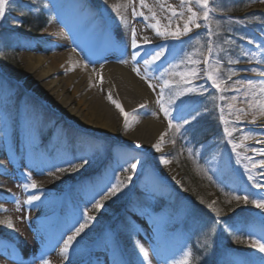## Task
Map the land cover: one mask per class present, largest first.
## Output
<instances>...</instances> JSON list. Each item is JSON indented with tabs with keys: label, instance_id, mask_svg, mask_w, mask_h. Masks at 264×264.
<instances>
[{
	"label": "rangeland",
	"instance_id": "obj_1",
	"mask_svg": "<svg viewBox=\"0 0 264 264\" xmlns=\"http://www.w3.org/2000/svg\"><path fill=\"white\" fill-rule=\"evenodd\" d=\"M146 2L154 5L156 0ZM166 2L177 6L180 0ZM213 2L217 11L210 14V27L214 32L211 37L212 53L209 55L206 51L207 28L200 31L193 28L188 35L171 38L164 43L170 53L145 72L143 59H132V53L136 50L113 51L112 28L104 13L105 0H100L101 9L95 0H9L5 15L0 18V33H4V40L0 39V54L6 45V36L19 29L23 16L31 12L39 14L48 18L49 25L36 37L16 39L21 43L20 60L24 75V79L18 83V89L0 72V221L11 219L13 222L12 228L0 223V264H41V258L50 264H173L188 250L192 251L191 264H261L264 253L250 247L251 238L248 235L250 231L254 234L264 231V224L258 217L260 210L248 204L244 206L249 213L244 214L240 212L217 217L208 206L203 207L208 219L201 211L196 213L191 196L181 191L182 175L173 158L176 144L182 143L186 151L191 149L192 155L196 156L199 170H204L207 175L210 173L219 185L235 194H242L245 188L250 192L257 191L248 179L247 168H251L252 160L257 163L263 160L253 151L262 149L254 144L261 132L249 122L252 113L246 103V95L251 98L252 93H246L245 89L249 80L257 90L264 81L259 75L264 72V48L258 47L264 45V14L253 11L264 7V3L260 0H210V3ZM45 4H48L47 8ZM118 5L128 7L129 34L131 36V29L135 27L138 39V25L147 21L139 16L134 18L132 7L146 14L147 10L140 9L138 0H132L131 6L129 0H123ZM154 10L161 18V26L168 27L169 21L165 17L170 13H161L158 6ZM126 13L125 17L128 16ZM120 20L121 17L116 18L117 23ZM180 21L172 18L170 26ZM52 24L62 28L71 42L63 51H74L83 65L93 68L94 59L101 64L111 59L139 68V76H147L148 83L154 86L151 90L155 102L163 84L159 77L171 64L180 65L175 69L178 72L195 69L199 73L191 79V83L182 85L194 91L181 98L183 107L191 102L184 114L191 119V115L199 112L197 119L184 125L180 132L168 126L165 132L166 144L170 149L168 160L177 172L173 181L160 173L149 153L142 147L137 148L135 141L126 138L128 129L137 123L134 120L136 113L130 115L127 129L119 113L121 118L115 119L119 122L115 133L99 134L72 122L59 103L55 105L41 97V84L37 82L36 74L28 71V56L52 57L61 52L52 39L43 36ZM118 38L117 35L116 40ZM249 40L253 43L249 44ZM146 49L148 46L144 45L139 51L144 52ZM198 52L204 55L196 54ZM187 55H192L201 63H181ZM205 56L209 59L208 64L202 62ZM230 60L239 62L229 63ZM217 62L219 71L216 74L224 81L222 88L225 89L219 92L207 78L210 72L216 71ZM230 72L235 75L228 79ZM66 76V73L60 72L52 79H64ZM164 79L170 80L173 87L180 81L179 76H167ZM95 85L106 99L109 93L114 97V93L99 84ZM22 86L27 87L20 91ZM168 92L169 89H165V99ZM233 97L236 99L233 100ZM117 102L121 104V101ZM229 104L233 105V113L243 108L249 114L241 115L240 121L236 122V115H229ZM221 109L224 119L228 121L227 127L235 129L231 137L224 134L226 125L220 119ZM149 116L155 120L164 116L157 103ZM206 117L209 121L218 120L220 133L204 143L200 142L198 150H193L192 143L185 136L186 130ZM245 135L251 138L242 140ZM102 137L111 138L113 146L110 147ZM241 142L244 147L233 151L232 143ZM98 155V167H102L96 181L69 179L73 173L70 162L78 164L85 159L93 162ZM136 162L139 163L135 171H125L130 163ZM61 167L66 171L59 172L57 169ZM251 170L257 182H263V169ZM28 175L36 181V189L25 190L22 187L23 183H30L26 180ZM117 181L124 182L125 186L115 196L103 200V206L96 210L93 200H102L98 193ZM33 194L40 196V199L31 205L25 203ZM210 199L212 205L218 202L217 190H211ZM17 200L19 203H16ZM109 205L119 206L120 210L112 212ZM163 205H166V209L156 213ZM85 211L94 219L73 242L68 258L64 259L61 256L63 242L72 234L73 228L84 221ZM240 214L249 215L250 218ZM138 217L146 221L149 228L148 233L143 235L145 247L139 241L143 231ZM210 217L214 220H210ZM225 222L238 227L240 231H225ZM236 235L247 242L242 243V246L237 245ZM140 246L148 252L147 261L139 251Z\"/></svg>",
	"mask_w": 264,
	"mask_h": 264
},
{
	"label": "bare ground",
	"instance_id": "obj_2",
	"mask_svg": "<svg viewBox=\"0 0 264 264\" xmlns=\"http://www.w3.org/2000/svg\"><path fill=\"white\" fill-rule=\"evenodd\" d=\"M122 1L106 0L104 13L109 19L113 39L116 40V36H119V44L122 43L120 48L124 44L126 50H135L131 46V36L129 34L130 12H128V7H121L120 14L113 10V6L120 4ZM260 10L264 12V7L260 8ZM124 12H127L128 16L125 17ZM121 15L128 21L127 24L123 23L122 20H120V23L116 22V18H120ZM149 23L147 21L138 25V43L142 44V37H147L151 42L147 45L149 49L172 40L171 38L165 40L157 36L153 29L147 26ZM151 23H154V21H151ZM183 23L184 21L182 20L178 24L168 26V30L175 31L178 26L182 30ZM200 23L202 27L198 30L205 28L203 26L204 21L201 20ZM43 36L50 40L52 39L58 51L61 52L52 57L37 56L33 58L31 55L28 56V71L34 72L37 82L41 84V97L46 102L59 103L66 111L65 113L68 114L69 119L85 129L99 134H114L116 125L119 123L115 119L121 118L119 117L120 111L114 104H111L109 99L100 94L95 84H99L104 89L114 93L113 99L121 101L122 107L126 112L137 114L134 117L137 123L128 129L126 138L141 145L152 156L160 173L167 180L173 181L177 172L168 160L170 149L166 144V136L161 142V151L158 152L153 147L154 144L160 141L161 134L166 132L168 123L164 116L160 120H155L149 116V112L156 108V102L153 91L148 87V81L137 75L130 65L115 62L111 59L107 60L105 64H101L100 61L94 59L92 62L93 68L89 65L85 67L78 54L74 51H63V49L69 47L71 42L66 38L64 30L57 24H52ZM142 46L144 45L142 44ZM118 48L115 50H118ZM140 53L142 57L144 52L140 51ZM166 57L167 55L162 60ZM151 69L152 67L148 70ZM60 72L66 73L67 76L64 79H52ZM260 77L264 80V75H260ZM69 91L72 94H69ZM141 104L145 105V107L140 108ZM190 106L191 102L186 104L184 109L187 110ZM255 125L257 126L256 129L261 132V136L254 144L264 149V143H257L258 140H264V116L257 119ZM161 158L168 160L169 163L167 165L161 163ZM260 158L264 160V156H260ZM260 215L261 213L259 212L258 217ZM137 220L143 231L139 241L145 247L143 235L148 233V224L142 218L138 217Z\"/></svg>",
	"mask_w": 264,
	"mask_h": 264
},
{
	"label": "snow or ice",
	"instance_id": "obj_3",
	"mask_svg": "<svg viewBox=\"0 0 264 264\" xmlns=\"http://www.w3.org/2000/svg\"><path fill=\"white\" fill-rule=\"evenodd\" d=\"M260 2L264 3V0H260ZM8 3H9V0H0V18L4 17L5 7ZM131 3H132V0H129V6H131ZM138 4H139L140 9L147 10V14L143 10L137 11L136 7H132V16L134 18L139 16V17H142L145 21H149L150 23L147 26L151 27L157 36L162 37L165 40H167L168 38L177 39L181 35L186 36L190 32H192L193 28H197V29L201 28L202 25L200 21L201 20L204 21L203 26L207 28V39H208V45H207L206 51L209 55L212 53L213 47L211 45V37L214 35V32L212 31L210 27V23H211L210 14L214 11H217V8L215 7L214 2L210 3V0H180L179 5L174 6L171 3H167L166 0H156V3L154 5H149L146 2V0H138ZM157 6L159 7V10L161 13H170V15L165 17L169 21V26L171 24L172 18L183 20L184 23H183L182 30L180 29L179 26L177 27L175 31L168 30L167 26L162 27L161 18L158 17L157 11L154 10ZM44 7L47 8L48 4H45ZM53 7H55L54 4H53ZM121 7H124V6L114 5L113 10L117 11L118 14H120ZM121 20L125 24L128 23V21L125 19L123 15H121ZM151 21H154V23H151ZM196 42L197 44H199V40H197ZM150 43L151 42L147 37H142L143 45H148ZM248 43L251 44L253 43V41L249 40ZM142 44L138 43L137 31L135 27H133L131 29V46L136 51L132 53V59L134 61H136L138 57L143 59V65H144L145 72H147L149 68H151L153 65H156L157 62L161 61L162 58H164L167 54L170 53V50L168 49L166 45H158L155 48L146 49L143 53V56L141 57V53L139 49L141 48ZM258 47L264 48V45H258ZM196 54L204 55L203 52H198ZM202 62L204 64H208L209 62L208 57L205 56ZM238 62L239 61H234V60L229 61V63H238ZM181 63H191L195 65V64L201 63V61H197L196 59H194L192 55H187L181 61ZM85 67H87V65H85ZM179 67H180L179 64H171L170 68L166 69L164 72L161 73V76L159 77V79L163 80V84L160 87V92L158 94V99L156 101V103L159 105L160 111L163 112L164 119L168 121V128L174 129L176 132H180L181 128H183L184 125L190 124L192 121H195L197 119V116L199 115V112H197L195 115H191V119H189V117L184 114V111H185L183 107L184 102L181 99L185 95L190 94L194 91V89L187 87V86H182V85H187L191 83V79L193 77L198 76L199 73L195 69H190L188 72L175 71V69ZM133 71L136 72L137 75H140L139 68L134 67ZM218 71H219V62H217L216 71L210 72L207 78L212 81V86L219 92L225 89L222 88V84L224 83V81L221 80L219 76L216 74L218 73ZM232 75H235V73L230 72L228 79H231ZM259 75H264V72H260ZM167 76H179L180 81L176 82L175 87H173V84L170 80L164 79V77H167ZM141 78L145 80L148 79L147 76H142ZM148 87L154 88L153 84L150 82L148 83ZM165 89H169V92L167 94V99H165V95H166ZM235 91H240V89H235ZM245 92L252 93L251 98H248V96L246 95V103L248 104V108L249 110H251V113H252V119L249 122L255 124L258 116H264V81L261 82V86L259 87L258 90L255 89L251 80L247 81ZM108 99L120 111L121 116L124 118V127L125 129H127L129 127L130 115H134V113L129 114L128 112H126L124 108L121 106V104L118 103L115 99H113L111 93L108 94ZM221 99H223V97H221ZM235 99L236 98L233 97V100ZM178 100L180 101L179 104H177ZM144 107L145 105L143 104L140 105V108H144ZM228 107L230 110L229 115H233V114L236 115V122L240 121L241 115L246 116L249 114L243 108L236 109L235 113H233L232 111L233 105L229 104ZM173 112L176 113L175 116H173ZM153 115H155V113H153ZM220 119L226 125L224 128V134L226 136L231 137L235 129L230 130L227 127L228 121L224 119L223 109H221ZM174 120H176L177 123L174 124L173 123ZM166 135L167 133L161 134L160 141H158L156 144L153 145L156 151L158 152L161 151V142L164 140V137ZM250 138L251 137L245 135L242 138V140H248ZM173 143H175V141H173ZM257 143H264V140H258ZM136 147L139 148L141 147V145L137 144ZM241 147H244L243 142L232 143L233 151H236L237 148H241ZM188 151H189V154L191 155L192 150L188 149ZM253 151H256L258 155L260 156H264V149H260V150L253 149ZM237 155L239 156V152H237ZM87 162L88 161L85 159L82 161V164H86ZM138 163L139 162L130 163L129 167L126 168L125 171H128V170L135 171ZM161 163L167 165L169 161L164 158H161ZM82 164H75V163L70 162L72 171L78 170L82 166ZM245 167L247 168V166ZM256 168L264 169V160L259 161V163H257L255 160H252L251 168H247L248 179L249 181L252 182V187L257 189V191L250 192L247 188H245L242 190V194L232 196L231 199L235 200L237 204H239L240 202H243V204L245 205L251 204L256 209H259L261 213L259 220L261 224H264V182H257L251 170V169H256ZM57 170L59 172L66 171V169L63 167L58 168ZM261 176H264V171L261 172ZM128 179L130 180L131 177H128ZM26 180L30 181V183H27V182L23 183L22 187L25 190H28L29 188L36 189L38 187L36 181L33 180L30 175L26 176ZM123 186H125L124 182L117 181L115 185H110L106 189L102 190L100 193H98V195L102 197V200L96 201L94 199L93 207L96 210H99L103 206L102 201L109 199L111 196H115L121 190ZM39 199H40V196L33 194L27 198L25 203L31 205L34 201H37ZM230 202L231 200L229 201V203ZM16 203H19V201L17 200ZM208 207L216 213L217 217L220 216V212L217 211L215 208H213L212 204H209ZM232 211H235V209H232ZM83 215L85 217L84 221L82 223H79L78 227H74L72 230V234L68 235L67 239L64 240L63 242L61 256L64 259L68 258L69 249L72 248L73 242L76 241L77 237H79L81 233L85 231V229L88 227L89 222L94 219L93 216L88 215L87 211H85ZM0 223L7 224L9 228L13 227V222L11 221V219H8L6 221H0ZM224 228H225V231L229 233L240 231L238 227L234 225H230L227 222L224 223ZM210 232H211V229L209 230V233ZM248 235L251 238L250 247L258 250L260 253H264V231H261L258 234H254L253 232L250 231ZM234 238L237 242H241V243L244 242L239 235H236ZM206 243L207 241H205V244ZM139 251L143 255L144 260L147 261L149 259L147 250L143 246H140ZM191 257H192V251L188 250L183 253V256L180 260L173 261V264H191ZM41 264H50V262L41 258ZM261 264H264V257H261Z\"/></svg>",
	"mask_w": 264,
	"mask_h": 264
},
{
	"label": "trees",
	"instance_id": "obj_4",
	"mask_svg": "<svg viewBox=\"0 0 264 264\" xmlns=\"http://www.w3.org/2000/svg\"><path fill=\"white\" fill-rule=\"evenodd\" d=\"M95 2L100 8V0H95ZM48 25L49 20L47 17L31 12L21 18L20 27L17 31L12 32L8 36H6L7 34L5 35L6 45L0 54V72L3 76L10 79L9 82L13 87H15V89H18L19 87L17 83L24 79L20 60L22 52V49L20 48L21 43L16 39L26 36L35 37L42 33ZM2 34L0 33V39L2 38L3 41L4 33ZM15 42H17V45H15ZM21 90L22 88L20 91ZM217 133H220L218 120L215 119L209 121V118L206 117L200 120L197 125L187 128L185 136L192 143L193 150H198L201 146L200 142L204 143L210 140L211 137H214V135L218 136ZM102 139L107 142L110 147L113 146V140L111 138L102 137ZM173 156L175 164L179 168L182 175L180 185L181 191H184L191 196V203L195 205L194 210L196 213L197 211L204 213L203 207L211 204L210 192L213 189L218 191V202L213 205V208L219 211L220 215L223 216L229 213H234L237 210L244 208L245 204H243V202L237 204L235 200L231 199L232 196L238 194H235L231 190L219 185L210 173L207 175L204 170H199L200 165H198L196 161V156L192 154L189 155L188 150H185V146L182 143L179 144L178 142L176 144ZM98 158L99 155L97 156L96 161L91 162L87 160L88 162L86 164H82V161H80L78 164H82V166L78 170L73 171L72 175L69 176V179L73 181L80 178L79 180H91L94 182L96 174L102 166L98 167L100 163V161L98 162V160H100ZM230 200L231 202L229 203ZM109 206L112 212H118L120 210L119 206ZM232 209H235V211H232ZM204 216L207 217L205 213ZM208 218L209 217H207V219ZM210 220L214 219L210 217ZM241 239L244 241L243 243L247 242L244 238ZM236 244L240 246L243 245L241 242H237ZM203 264L207 263L204 262Z\"/></svg>",
	"mask_w": 264,
	"mask_h": 264
}]
</instances>
